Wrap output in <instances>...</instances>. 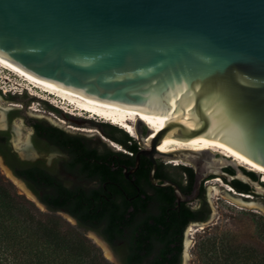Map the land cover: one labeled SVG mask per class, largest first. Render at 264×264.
Instances as JSON below:
<instances>
[{
	"label": "water",
	"instance_id": "95a60500",
	"mask_svg": "<svg viewBox=\"0 0 264 264\" xmlns=\"http://www.w3.org/2000/svg\"><path fill=\"white\" fill-rule=\"evenodd\" d=\"M0 66L52 94L104 109L170 111L177 119L149 144L152 130L137 120L145 148L130 173L146 157L153 185L172 187L179 203L195 201L203 183L217 178L232 188L233 181L248 185L249 194L238 192L245 201L251 199L245 195L264 196L261 175L231 159L222 156L218 162L208 151H158L165 136L199 138L264 173V0H0ZM8 129L6 116L0 131ZM17 139L13 124L12 152L23 161L38 155L31 137L32 156ZM158 157L195 166L190 195L172 181L160 184ZM0 162L7 176L47 209L1 154ZM94 234L115 259L108 243Z\"/></svg>",
	"mask_w": 264,
	"mask_h": 264
},
{
	"label": "trees",
	"instance_id": "16d2710c",
	"mask_svg": "<svg viewBox=\"0 0 264 264\" xmlns=\"http://www.w3.org/2000/svg\"><path fill=\"white\" fill-rule=\"evenodd\" d=\"M48 109L60 113L52 106ZM16 114L12 112L10 118ZM98 126L130 154L115 150L100 138L71 135L38 119L33 125L37 149L65 155L48 168L42 160H21L11 150V131H0V154L6 164L51 212L43 213L18 194L0 171V264H87L93 255L81 237L80 230L84 229L101 234L123 264H182V232L189 223L207 219L208 205L203 201L198 208L188 204L178 207L171 187L151 184V163L147 159L127 180L122 167L115 169L118 157L125 158L129 169L133 168L140 150L138 142L122 128ZM226 172L234 173L232 169ZM246 173L259 180L253 172ZM157 176L172 179L190 193L195 170L183 164H161ZM231 185L239 193L251 192L240 181ZM152 202L158 207L150 208ZM62 210L78 221L76 231H66L54 215ZM258 220L257 235L264 242V217ZM230 236L224 234L220 243L215 237L201 242L199 252L205 264H264V245L237 244Z\"/></svg>",
	"mask_w": 264,
	"mask_h": 264
},
{
	"label": "rangeland",
	"instance_id": "374dc122",
	"mask_svg": "<svg viewBox=\"0 0 264 264\" xmlns=\"http://www.w3.org/2000/svg\"><path fill=\"white\" fill-rule=\"evenodd\" d=\"M12 97L15 99H12ZM53 104L63 107L64 110L57 108ZM49 106L59 109L60 113L51 111L48 109ZM3 110L6 111L9 129L12 131L13 124L20 127L23 141L29 137L32 139L33 129L31 128L30 120L37 118L46 120L50 124L71 134L83 135L93 140L100 138L114 148L107 138L105 139L103 137L104 134L98 126L101 124H113L103 119L89 116L83 111L75 110V108L64 104V102L57 97L51 96L42 90H37L32 86L30 87L21 77L13 74L9 70L0 68V113ZM15 111L18 112V114L11 119V113ZM134 139L138 142L141 149L145 148L139 137ZM114 149L118 151L116 147ZM121 150H124V148ZM34 151L37 152L38 155H31L32 157H29V159L34 161L42 158L49 166L53 165L55 160L59 157L56 153L42 154L35 148ZM220 157H222L221 154H216L214 160L220 162ZM158 160L166 164L178 165L171 163L168 158L158 157ZM182 164L195 168L192 163ZM0 171L7 180L13 184L18 194L24 196L43 213H51L48 209H44L37 204L26 190H23L22 187L9 178L1 166ZM259 181L263 183L262 176H260ZM203 185L211 210L210 216L206 222L191 225V231L189 230L190 227L188 228L185 234L182 264H205V260L202 259L199 252V245L203 240L210 237H215L217 242L220 243L224 234H230V237L234 236L237 244L254 246L257 244L264 245V242L261 241L257 235L259 229L258 217H264V208L259 205L253 206L255 203L264 205V196H251L250 203L252 205H250L249 202L246 203V205H242L227 196L226 186L228 185L225 184L223 180L217 183L215 179H210L205 181ZM216 186L220 187L221 192L219 195H216L215 192L211 190V188ZM231 194L236 195L235 197L239 195L238 192H231ZM54 215L62 222L66 231L77 230V224L65 214L55 212ZM80 233L83 241L92 249V261L88 259L87 264H122L120 258L114 252L115 259H113L112 255L109 256L111 252L109 250V254L106 252L102 244L98 242L99 238L95 236L93 231L80 230Z\"/></svg>",
	"mask_w": 264,
	"mask_h": 264
},
{
	"label": "bare ground",
	"instance_id": "6f19581e",
	"mask_svg": "<svg viewBox=\"0 0 264 264\" xmlns=\"http://www.w3.org/2000/svg\"><path fill=\"white\" fill-rule=\"evenodd\" d=\"M0 68H3V67L0 66ZM5 70H7V69H5ZM22 79L26 83H28L30 85V87L32 86L37 90H42L43 92H45L51 96L57 97L58 99L63 101L64 104L75 108V110L83 111V112L84 111L89 112V113L93 114L94 117L98 116L99 118H101L107 122H110L111 124H113L115 126H118L122 129H124L129 135H131L134 138H138L137 130L135 127L136 122H137V120H142L144 122V124L146 125V127H149L152 130L151 135H149V137L146 140L147 144H149V142L152 140L154 134L157 131H159L164 126L172 123L174 120L177 119L170 111H168L164 107H161L159 115L104 109L101 107H97L94 105H90L87 103H83L80 101L69 99V98H66L63 96L52 94V93L38 87L37 85L25 80L24 78H22ZM5 112L6 111L3 110L0 113V128L6 127V113ZM16 130L18 133V139L15 142L16 145L21 150L25 151L28 155H30V156L33 155V150L28 145V138L25 141H23L21 129L17 125H16ZM112 144L117 149H120V145H118L116 143H112ZM176 150H191V151H195V152L208 151L213 155L217 154V153L221 154L223 157H226L228 159L233 160L236 164L243 166V167H245L249 170H252L254 172H257L258 174H260L262 176V181L264 182V173L263 172H261L255 168H253V167H251V166H249V165H247V164H245V163H243V162H241V161H239V160H237V159H235V158H233V157H231V156H229V155H227V154H225V153H223V152H221V151H219V150H217V149H215V148H213V147H211L205 143H203L199 138L184 141V140H179L176 138H171V137L165 136V137H162L159 139V142H158V151L159 152L169 153V152H174ZM168 159L170 160L171 163H174V164L189 163L188 161H186L182 158H176V159L168 158ZM0 165H1V162H0ZM5 173H7V172L5 171ZM220 181H221L220 179H215V182H217V183ZM16 183L20 187H22L23 190H25V188L23 187V185L21 183H19V182H16ZM211 190L214 191L216 195H219L221 192L220 187H217V186L211 188ZM231 192L237 193V192H235V190L232 187L226 186V194L229 198L233 199L235 202H238L239 204H242V205H246V203H248V201H245L244 199H242L240 197L241 195H238V197H235L236 195L231 194ZM245 196H247L248 198H251L250 195H245ZM250 202H249V204L252 205ZM253 206H258V204L255 203V204H253ZM189 230L191 231L192 228ZM98 242L101 243L100 240H98ZM102 246L105 248L106 252L108 253V249L103 244H102ZM110 255L111 254H109V256Z\"/></svg>",
	"mask_w": 264,
	"mask_h": 264
},
{
	"label": "flooded vegetation",
	"instance_id": "af4514ba",
	"mask_svg": "<svg viewBox=\"0 0 264 264\" xmlns=\"http://www.w3.org/2000/svg\"><path fill=\"white\" fill-rule=\"evenodd\" d=\"M35 120H38L37 118H34V119H31L30 120V122H31V128L33 129V137H32V139H31V141H32V144H33V147L35 148V149H37V147H36V145H35V143H34V135H35V130H34V128H33V125H34V123H35ZM50 124V123H49ZM50 125H53V124H50ZM54 126V125H53ZM8 130H10V129H8ZM11 131V130H10ZM147 132V129H146V127H144V133H146ZM11 134H12V131H11ZM71 134V133H70ZM71 135H76V134H71ZM103 137L106 139L107 137L105 136V135H103ZM107 140L111 143V145L115 148V146L112 144V143H116V144H118L117 142H115V141H113L112 139H109V138H107ZM118 145H120V144H118ZM120 147H121V149L122 148H124L122 145H120ZM121 149H118V151H121V152H124V150L125 151H127V149H125L124 148V150H121ZM142 149L140 148V150H139V152L141 151ZM37 151H39L38 149H37ZM40 153H42V154H50V153H56V154H58L59 155V157L55 160V162H54V164L53 165H51V166H49L48 164H46V162L42 159V158H40V159H37V160H42L43 162H44V164L48 167V168H53L54 166H55V164H56V162H57V160L58 159H60V158H64L65 157V155L64 154H62L60 151H57V150H52V151H49V152H41V151H39ZM138 152V153H139ZM124 153H126V152H124ZM138 153L136 154V158H135V165L133 166V168H131V169H129V167H128V164H127V161L125 160V158H123V157H118V159H119V163H118V167H116L115 169H117V170H119L121 167L123 168V173H124V176H125V178L127 179V180H130L131 179V177L132 176H135V174L140 170V169H142V167H143V160L144 159H147L146 157H144V156H141V158H140V165H139V167H138V169L136 170V171H134L133 173H130L131 171H133L134 170V168L136 167V161H137V156H138ZM37 160H34V161H37ZM126 162H125V161ZM149 162H150V160L149 159H147ZM29 161H32V160H29ZM151 163V162H150ZM157 163H158V168H157V172H156V175H155V177L157 178V179H159V180H161L162 182H160V184H162L163 183V181H172V182H174V183H176L175 181H173L172 179H170V178H168V177H165V176H157V174H158V172H159V168H160V165L161 164H163V165H168V164H166V163H164V162H162V161H160V160H158L157 161ZM151 169H152V163H151ZM227 169H231V168H227ZM226 170V169H225ZM233 170V169H232ZM234 171V170H233ZM150 172H151V170H150ZM234 173H235V171H234ZM233 173V174H234ZM61 174L63 175V176H65V174H64V172L62 173L61 172ZM149 180H150V182H151V179H150V173H149ZM135 180H132V182H134ZM151 184L153 185V183L151 182ZM177 184V183H176ZM178 185V184H177ZM194 185V184H193ZM154 187H157V188H168V187H160V186H155V185H153ZM180 187V186H179ZM172 188V187H171ZM181 188V187H180ZM173 189V188H172ZM181 190H182V192L184 193V194H186V195H190L191 193H192V191H193V188H192V191L190 192V193H185L184 191H183V189L181 188ZM174 191V190H173ZM174 195H175V192H174ZM176 197V196H175ZM203 201H205L206 202V204L208 205V208L210 209V206H209V203H208V201H207V198H206V190H205V187H204V185H202V188H201V190H200V193H199V196H198V198L195 200V201H193V202H181V203H179L178 201H177V198H176V203H177V206L178 207H181V205L182 204H188L189 206H191L192 208H198L199 207V205H200V203L201 202H203ZM195 203V204H194ZM152 207H154V208H157L158 207V205L155 203V202H152L151 204H150V208H152ZM211 211V210H210ZM57 212H66V211H64V210H62V211H57ZM155 212V214H157L158 213V211H157V209L154 211ZM66 213H68V212H66ZM69 214V213H68ZM70 215V214H69ZM72 216V215H71ZM209 216H210V214H209ZM209 216L207 217V219L205 220V221H194V222H191V223H189L186 227H185V229L183 230V232H182V245H183V249H184V247H185V234H186V232H187V230H188V228L191 226V225H193V224H195V223H203V222H206L208 219H209ZM73 217V216H72ZM74 218V217H73ZM75 219V218H74ZM76 220V219H75ZM77 221V220H76ZM77 226H78V221H77ZM191 228V227H190ZM189 228V229H190ZM84 230H86V231H93L94 233H96L98 236H100L101 238H103L107 243H108V245L110 246V248H111V250H112V252H114L115 254H116V252H115V250H114V248L112 247V245L101 235V234H99L98 232H96V231H94V230H87V229H84ZM184 251V250H183ZM117 255V254H116ZM118 256V255H117ZM119 257V256H118ZM182 259H183V254H182ZM122 262V261H121ZM122 264H123V262H122Z\"/></svg>",
	"mask_w": 264,
	"mask_h": 264
},
{
	"label": "built area",
	"instance_id": "2783aa9c",
	"mask_svg": "<svg viewBox=\"0 0 264 264\" xmlns=\"http://www.w3.org/2000/svg\"><path fill=\"white\" fill-rule=\"evenodd\" d=\"M124 152H126V153L130 154L129 152H127V151H125V150H124Z\"/></svg>",
	"mask_w": 264,
	"mask_h": 264
}]
</instances>
